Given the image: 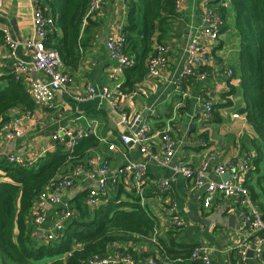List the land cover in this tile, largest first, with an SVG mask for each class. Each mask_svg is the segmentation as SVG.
Returning a JSON list of instances; mask_svg holds the SVG:
<instances>
[{
  "label": "crops",
  "instance_id": "0c3cea01",
  "mask_svg": "<svg viewBox=\"0 0 264 264\" xmlns=\"http://www.w3.org/2000/svg\"><path fill=\"white\" fill-rule=\"evenodd\" d=\"M219 2L228 11L219 39L212 49L210 67L213 76L206 75L202 79L195 75L184 80L189 42L207 24L204 0H186L165 25L161 46L167 52L169 61L161 76L147 73L131 93H124L119 89L125 82L124 71L114 72L116 62L110 58L106 44L110 35L121 33L128 11L122 0H103L100 12L91 20L96 25L84 36L86 45L82 49L79 65L77 68L61 65V70L69 77L66 88L56 91L51 107L32 99L35 103L33 109L24 110V106H19L10 110L6 121L18 120L25 134L12 141L1 142L0 151L16 154L24 160L39 159L55 149L57 141L52 139L53 134L63 129L84 130L97 137L100 144L89 151V157L82 164L83 173L75 178L74 185L61 191L62 200L69 208L80 195H84L82 200L86 202L89 189L97 185L100 160L109 161L107 176L111 182L116 181L127 165L143 164V203L156 219V232L164 234L173 216H181L184 225L176 234L177 243L208 246L212 264H264V260L258 261L255 256L253 237L242 228L241 218L228 206L226 208L224 199L218 198L217 205L205 209L203 195L190 179L171 167L153 162L139 147L122 145L120 141V135L130 132L127 126L119 123L118 115L124 112L130 117L141 115L142 122L147 123L155 135L150 145L158 153L163 152L159 133L168 132L171 135L175 143L172 162L186 163L194 169L203 168L204 162H207L204 175L209 180H222V176L215 173L216 165L228 160L243 163L248 156H253L254 131L236 108L243 103L240 91L232 97L233 107L221 108L220 122H215L212 117L208 120L201 117L202 104L206 99L213 103L225 102L221 93L227 89L228 69L233 71L237 68L240 54V35L235 28L231 0ZM33 17L32 0H0V30L4 35L6 30L15 43L14 47L5 44L0 49V80L12 74L17 63L30 64L32 51L26 43L34 35ZM29 77L44 78L45 75L32 69ZM194 79L200 80V83L197 85L192 81ZM21 81L26 85V78ZM180 81H183L181 91L178 89ZM231 82L239 89L238 78ZM88 86L98 93L108 89L110 100L100 96L88 98ZM113 143L117 145V150L109 149ZM74 169L63 176H72ZM119 176L117 183H123L124 188L131 191L135 186L133 177H127L125 172L123 179L122 175ZM162 179H167L169 183L165 193L158 187ZM169 197L177 213L170 212ZM61 208L51 204L47 206L45 226L53 224ZM232 216L235 218L231 219ZM152 241L143 239L136 243L113 244L111 255L125 254L131 248L130 255L134 258H161ZM244 244L247 245L242 255Z\"/></svg>",
  "mask_w": 264,
  "mask_h": 264
},
{
  "label": "trees",
  "instance_id": "16d2710c",
  "mask_svg": "<svg viewBox=\"0 0 264 264\" xmlns=\"http://www.w3.org/2000/svg\"><path fill=\"white\" fill-rule=\"evenodd\" d=\"M91 1L39 0L41 8L55 19V28L48 33L45 45L59 51L65 66L77 68L86 45L84 36L96 25L91 20L86 26L82 23ZM219 1L210 0V7L220 16L223 28L228 9ZM177 2L126 0L127 22L121 34L125 53L133 64L123 70L125 82L119 88L122 92L131 93L148 73L150 59L158 55L157 46L162 43L165 25L178 10ZM231 7L240 35L238 66L227 77V89L221 93L225 102L213 103L211 117L220 122L221 108L233 107L232 97L240 91L243 103L235 107L255 134L252 165L244 185L264 217V0H231ZM3 41L4 32L0 30V44ZM201 73L213 76L210 66H200L190 77ZM236 78L240 80L239 89L231 82ZM192 81L200 83L198 79ZM0 84H4L0 85V125L10 110L19 106H24V110L34 108L26 85L16 80L13 73L1 78ZM99 144V139L88 133L71 150L64 142H57L55 149L40 156L34 165L0 159V264H90L96 258L111 255L113 244L143 239L153 240L162 259L168 258L175 264L190 261L195 246L177 243L179 227L170 224L164 234L156 232V219L143 203V182L142 193L136 188L128 191L123 183H117L119 175L123 179V169L115 182L109 180L100 205L90 207L82 200L84 195L73 202V215L59 238L48 241L40 234L32 215L38 195L56 178L84 164L89 151ZM257 236L264 238V231ZM126 253L132 255L131 248Z\"/></svg>",
  "mask_w": 264,
  "mask_h": 264
},
{
  "label": "built area",
  "instance_id": "2783aa9c",
  "mask_svg": "<svg viewBox=\"0 0 264 264\" xmlns=\"http://www.w3.org/2000/svg\"><path fill=\"white\" fill-rule=\"evenodd\" d=\"M125 4L126 0H122ZM186 0H178L176 7L178 10L183 6ZM34 5V35L26 43L32 51V59L30 64L25 62L17 63L13 67V74L16 80L26 78V88L29 95L38 104L45 107H51L54 104L56 91L66 88L69 77L67 73L61 70L63 64L60 53L56 49L47 48L45 41L48 33L55 28V19L49 13H46L40 6L39 0H32ZM103 0H92L88 6L86 14L83 18V25L89 24V21L94 19L100 12ZM206 7V22L207 24L200 28L192 37L187 47V60L184 67V80L196 73V69L200 66H210L212 60V49L219 39L221 32V18L210 7V0H204ZM15 46L7 31L5 30L4 41L2 45ZM107 49L110 58L116 62L114 72L122 73L125 67L130 66L132 61L126 55L125 39L121 33L112 34L107 40ZM159 49L158 55L151 58L149 61L150 76H161L162 69L167 66L169 58L164 47L157 46ZM41 72L45 75L44 78H30L31 70ZM232 69H228V74H232ZM206 74H199V78H205ZM183 81H180L178 89L182 90ZM109 90L105 89L98 93L95 88L88 86V98L100 96L101 98L109 99ZM113 103V101H111ZM213 102L205 100L202 104L201 117L204 120L211 118ZM119 123L125 125L129 129V133L120 135L122 145H134L139 147L140 151L153 162L161 166L171 167L174 171L183 174L187 179H190L196 190L202 193V205L205 209H211L217 205L216 200L222 198L226 201L227 206L233 213H236L242 220V228L245 229L250 236L254 237V252L258 261L264 260V238L257 236L258 233L264 231V217L259 209L254 204L251 194L244 185L245 177L251 167V158L248 156L243 163L235 160H228L220 163L215 167V173L223 176L226 173L230 174L227 181L224 180H209L204 175V167L207 162H204L203 168L194 169L190 165L182 162L174 163V140L168 132L159 133L163 143V152L158 153L151 148L150 141L155 135L151 132L147 123L142 122L141 115L137 114L130 117L124 112L119 113ZM139 122L138 125L136 123ZM25 132L20 128L18 120L5 121L0 125V143L3 141H12L24 136ZM88 132L81 129H63L60 132L53 134L52 139L57 142H64L67 149L71 150L79 143L80 139L86 136ZM110 150H117L115 143L109 145ZM7 158L10 163L20 165H34L38 159L24 160L16 154H4L0 151V159ZM109 161L107 159L100 160L99 175L97 185L91 187L88 191L86 203L90 207H96L102 203V196L105 195L109 187V177L107 176ZM82 165L75 167L72 176H59L38 195L32 209L33 222L36 224L37 230L46 240L57 239L61 236L66 222L73 215V211L64 203L61 197V191L71 188L74 185L75 178L83 173ZM123 171L128 174L127 177H133L135 182L134 188L141 191L143 176L145 174V166L143 164L127 165ZM161 192L169 189L167 179L160 180L158 184ZM170 202V197L167 199ZM61 206V211L58 218L51 226H45L46 223V208L48 205ZM215 204V205H214ZM170 212L177 213L176 207L171 206ZM170 224L176 227H183L184 220L181 216H173ZM244 244L241 247V254L244 255L246 249ZM71 253H68L70 255ZM127 263V264H175L168 258L146 257L144 259H134L129 253L119 256L109 255L105 258L94 259L90 264H109V263ZM212 264L208 246L198 245L192 250L190 261L182 264Z\"/></svg>",
  "mask_w": 264,
  "mask_h": 264
},
{
  "label": "water",
  "instance_id": "95a60500",
  "mask_svg": "<svg viewBox=\"0 0 264 264\" xmlns=\"http://www.w3.org/2000/svg\"><path fill=\"white\" fill-rule=\"evenodd\" d=\"M142 119H143V118L141 117L140 120H142ZM139 122H140V121H138V122L136 123V125H138ZM229 177H230V174H229V173H226L225 175L222 176V180L227 181V180L229 179ZM233 218H235V216H232V217H231V219H233ZM40 234H41V233H40ZM41 235H42V234H41ZM250 253L252 254L253 251H250ZM109 264H113V263H109Z\"/></svg>",
  "mask_w": 264,
  "mask_h": 264
}]
</instances>
